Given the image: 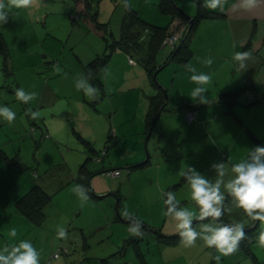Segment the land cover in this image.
I'll return each instance as SVG.
<instances>
[{
	"label": "crops",
	"instance_id": "0c3cea01",
	"mask_svg": "<svg viewBox=\"0 0 264 264\" xmlns=\"http://www.w3.org/2000/svg\"><path fill=\"white\" fill-rule=\"evenodd\" d=\"M126 1L129 4V0ZM89 4L91 7L90 2ZM108 4L112 5L114 11L120 6L118 0L105 2L100 0L95 8L97 18L101 13V7ZM123 10L119 11V15L123 14ZM215 10L222 11L224 15L203 19L197 25L190 38L192 56L188 63L184 66L177 64L178 67H175L171 81L169 79L157 81L166 91V108H172V110H162L149 132L147 139L152 143V151L148 155V163L143 167L155 169L154 173L147 175V181L149 185H153L150 188L152 187L151 189L155 191L160 210L151 211L155 214L150 216L141 215L137 208L127 209L124 200V207H122L124 211L120 209L122 216L129 210L131 212L127 213V216L135 215L133 217L142 220L152 230L159 229L160 233L168 236L176 235L179 231L176 228L178 221L164 215L166 212L164 192L179 180L182 176L181 172H188L190 176L192 171H195L209 183L214 184L220 178L217 166L223 164L225 175L222 179L224 183H227L233 176L231 167L234 164L241 160L251 163L250 153L256 147H264V100L251 102L247 92H242L238 102L233 106V113H226L224 105L217 101L220 92L245 85L251 88L250 92L254 97L264 93V0H256L252 6H243L242 0H224L223 10L219 8ZM174 21L177 22V19ZM117 51L121 50L117 49ZM246 51L251 53V58L245 61L244 68H240L239 63L233 59L234 54ZM97 54L99 52H95L94 56ZM209 58L212 60L211 65L206 63ZM188 65L196 69L195 73L189 71ZM201 73L212 77L209 84L203 85L206 92L201 93L208 103H200V96L196 98L191 96L192 91L202 85L191 81L190 77ZM145 76L148 78L146 74ZM152 89L155 92L153 87ZM147 103L148 98L140 114L143 116L144 125ZM186 110H194L197 121H187L184 117ZM87 126H94V124L89 120L82 123L81 127L86 131L87 140L93 145V141L102 140L105 131H102L100 126L98 130H87L85 128ZM120 127L117 124L111 133L115 136V144L122 141L121 137L125 134V129ZM135 133L139 138L131 140L130 154L122 161L127 166L145 161V159L141 161L143 152L140 147L142 136L146 134L145 126L143 131L135 130ZM3 144L4 142L0 143V150L6 155ZM261 159L264 160V157ZM94 164L90 166L91 169L97 168ZM100 167L102 170L106 169L103 165ZM189 168L192 171H189ZM132 170L134 169H129L126 181L133 178ZM76 174L77 169L71 172L70 178L65 183L71 179L74 181ZM96 174L98 173L92 175L90 181L93 192L102 196L101 194L107 190L104 188L103 178ZM24 176L27 178L22 180ZM24 176L22 175L17 181L13 179L12 182L11 176H8L0 186V253L4 255L8 254L3 251L5 247L11 251L12 246L24 240L30 242L39 253V264H217L214 257L220 253L215 248L206 247L200 238L193 247H185L181 237L175 242L160 241L156 233L151 230L136 240L133 238L129 243L125 242L128 237L132 238L126 223L131 222V219L126 218V222L111 220L112 218L104 210L105 207L99 204L97 199L85 195L75 181L76 187L72 193L81 198L80 206L85 207L88 210L85 214L91 217L88 221H78L83 209L79 206L78 210L73 211L72 216L68 217V222L62 219L61 223L58 218L54 227L50 228L52 233L47 234L44 231L46 225L45 227L44 225L35 226L15 207V200L26 193L33 184L38 183L32 178L34 174L25 173ZM224 183L221 184L220 189L225 195L222 206L225 210L231 209V211H224V214L229 222L234 223L229 226L242 224V229L252 226L254 220L252 221L242 209L235 208L232 198L224 188ZM42 188L44 189L43 186ZM171 192L180 203L177 210L182 207H191V211L196 216L199 215V207L191 199L187 179ZM113 193L106 192L105 195ZM233 211L236 213L235 219L231 216ZM97 214L99 217L96 218ZM157 216L160 217L158 221ZM205 224L213 227L224 226L208 217L191 227L197 232H202V225ZM52 225L47 223L49 227ZM71 226L79 230L80 235L76 234L77 237L69 235L65 239L57 237L59 228L69 231ZM11 229H16V236L9 235ZM38 232L43 233L44 239H38ZM148 234H152L153 237ZM207 234L204 233V235ZM112 236L114 239H111ZM49 239L50 243H48ZM39 240L47 244L46 252L42 246L38 248ZM57 250L58 256L54 257L53 253ZM250 251L246 252L238 246L235 253L221 256L220 264H264L262 263L264 260H261L252 248Z\"/></svg>",
	"mask_w": 264,
	"mask_h": 264
},
{
	"label": "rangeland",
	"instance_id": "374dc122",
	"mask_svg": "<svg viewBox=\"0 0 264 264\" xmlns=\"http://www.w3.org/2000/svg\"><path fill=\"white\" fill-rule=\"evenodd\" d=\"M88 1L91 3L90 9L95 10L100 0ZM118 1L120 6L115 11L112 5L102 6L97 18L100 22L108 23L105 38L84 20L75 0H33L32 6L28 8H7V23H0V35L9 57L5 64L0 54V108L8 107L16 114L11 123L0 117V143L4 142L6 149V156L0 155V186L8 176H11L12 182L25 173L34 174L32 178L51 194V200L44 208L45 220L42 224L44 227L46 225L44 231L47 234L52 233L50 228L54 227L58 218L61 223L63 220L68 222V217L81 205V198L72 193L76 187L74 181H65L87 156V149L80 140L81 137L88 139L85 129L81 127L87 120L94 124L85 127L87 130L100 126L105 131L102 140L93 141L97 154H93L92 158L99 160H93L91 165L96 163L94 166L99 168L103 165L106 169L118 166L120 172L113 176L96 174L103 178L106 192H113L118 188L123 194L127 209L137 208L141 215L150 216L155 214L151 211L160 210L155 191L150 188L153 185H149L147 181V175L154 173L155 169L143 166L134 168L131 172L133 178L125 180L129 169L122 161L130 154L131 140L139 138L135 130L144 129L141 109L146 106L148 95L154 91L144 74L143 66L137 60V54H131L134 60L130 62L124 52L111 48L110 32L117 36L122 15H119V11L123 10L124 3L127 2ZM157 1L129 0V4L139 14L147 16L148 19L142 18L148 23L164 27L170 23L171 15L160 12ZM172 1L185 15L195 14L193 0ZM5 3L7 4V0ZM193 32L194 30L190 36ZM167 48L161 49L158 54L159 62ZM95 52L108 57L107 64L100 73L102 89L97 83L93 85L88 80L85 68ZM175 67H178L175 62L161 67L155 75L156 80L171 81ZM81 84L83 87H78ZM87 87L98 89L96 99L85 95ZM21 88L25 95L35 93V97L27 103L18 100L15 91ZM28 109H31V113H38V117L32 119ZM117 124L125 129V134L121 137L123 140L115 144V136L111 133ZM147 135L142 136L141 161L152 151V143L146 139ZM26 178L24 176L21 179ZM91 188L93 189L92 183ZM97 201L107 209L110 217L113 216L115 197L112 194ZM82 208L78 221H88L91 216L85 214L88 211L85 207ZM182 208L191 211V207ZM121 210L124 211L123 208ZM97 215L96 218L99 217ZM231 216L236 218L235 211ZM159 218L157 216L156 220ZM162 221L163 219L161 224ZM47 223L53 225L49 227ZM262 231L264 223L259 221L257 227L245 235H254L258 239ZM68 232L71 233L67 238L69 235H80V231L73 227ZM148 235L153 237L152 234ZM42 237L43 233L38 232V239H44ZM257 239L251 248L264 260V247L259 246ZM42 242L37 241V246H42L46 252L47 244Z\"/></svg>",
	"mask_w": 264,
	"mask_h": 264
},
{
	"label": "trees",
	"instance_id": "16d2710c",
	"mask_svg": "<svg viewBox=\"0 0 264 264\" xmlns=\"http://www.w3.org/2000/svg\"><path fill=\"white\" fill-rule=\"evenodd\" d=\"M75 2L77 8L80 9L79 11L83 14L84 20L87 21L88 24L95 29V31L101 32L102 36L105 38L104 35L107 33L108 23L98 21L96 10L90 9L88 0H75ZM193 2L195 4V14L192 16H187L179 8L178 5L173 3L172 0H158L157 5L159 11L171 15L170 23L165 25L164 27L148 23L144 18H142L137 9L133 8L125 2L126 4L124 6L123 14L120 20L118 36L115 37L113 36V33L110 32V35H112L111 48L113 50H121L128 56V59L131 58L132 60L134 59L131 54L136 53L137 60L143 66L145 74L148 76L151 86L155 89V92L153 94L148 95L147 111L145 114L144 125L146 134H148L149 130L153 128V125L162 110H172V108H166V91L161 87V85L154 77L155 71L171 62H175L182 66L186 65L192 56V50L190 47V38L192 36H190V33L192 32V30H194L203 19L215 18L224 15L222 11L204 8L202 6L204 4V0H193ZM175 19H177V23H175ZM172 33L178 34L173 43H165L164 45H162L164 39ZM166 47L168 48L167 50L163 51L162 60L159 62L158 54L160 53L161 49H166ZM0 54L3 56L5 64L8 63L9 57L6 49L4 48V42L1 38V35ZM100 55L101 54L95 55L92 60L85 65V68L88 80H90L93 85L94 83H97L99 88L102 89L103 84L100 78V73L102 68L107 64L108 57L105 54L101 55V57ZM250 89V87L245 85L225 90L218 94L217 101L224 105L226 113H233V106L238 102V97L242 92H247L251 102L264 100V93H262L259 97H254V95L251 94ZM187 112L192 113V119L188 120L186 118ZM184 117L187 121H197L194 110H186L184 112ZM80 140L87 149V156L84 162H82L78 166L74 181L78 185L79 189L88 197L92 199L102 198L106 195L99 196L95 194L93 192V189L91 188L90 180L92 175L95 173H104L105 175H109L106 173L108 171L114 170H117L118 174H120V172L117 168L102 170V167H97L96 169H91L90 163L93 160H99L98 158H92V156H94L93 154H97V151L89 140L82 137ZM0 155L6 156L2 150H0ZM5 158L8 161L7 157ZM148 161L149 159L147 156L145 161L135 165L127 166V168H139L148 163ZM184 174V176H181L177 182L171 185L168 190L164 192L165 201L168 199L167 193L172 189L179 187L182 182L187 179V176H189L188 172H185ZM113 192L114 193L112 195L115 197V203L117 199V211L114 204V213L113 216L110 217L112 218L111 220L126 222L125 219L130 218L131 222H126L128 223L129 229L135 227L138 232L142 233L141 236H143L147 232H151L152 228L137 217H133L135 215H130V217L122 216L120 210L122 207H124L122 194L120 193L118 188L114 189ZM50 200L51 194L47 193L38 183H35L28 189L26 193L17 198L14 204L16 209L23 216L30 220L35 226H40L45 220L44 208ZM179 205L180 203L177 204V209L179 208ZM165 208L167 211L168 206L166 204ZM222 208L224 209V206H222ZM104 210H106L107 214H109L106 208ZM199 221L202 220L195 217L194 219H192L190 226H193ZM217 221L220 224L234 225V223H231V221L229 222L227 220L224 212L222 213L221 218ZM152 231H154V229ZM249 231L251 230L243 231L245 238L239 242V246L246 252H251V245L257 238L254 235L246 236L245 233ZM154 232L156 233V236L160 241L162 240L166 242H175L180 238L179 233L173 236H168L160 233L159 229H156ZM141 236L132 235V238L128 237L125 242L129 243L133 238H135L134 240H136ZM212 249H214V247ZM58 252L59 251L57 250L55 253H53L54 257L58 256Z\"/></svg>",
	"mask_w": 264,
	"mask_h": 264
},
{
	"label": "clouds",
	"instance_id": "9594fccd",
	"mask_svg": "<svg viewBox=\"0 0 264 264\" xmlns=\"http://www.w3.org/2000/svg\"><path fill=\"white\" fill-rule=\"evenodd\" d=\"M256 0H242L243 6H252ZM33 0H0V23H7L8 12L7 8H28L32 6ZM224 0H204L202 5L206 9H220L223 10ZM251 58L250 52H236L233 59L237 61L240 68L245 67V61ZM206 63L212 64L211 58ZM190 72L195 73L196 69L187 66ZM191 81L196 84L202 85L195 88L191 96L196 98L200 96V103H208V101L201 95L206 92V88L203 85H207L211 82L212 77L208 74H193L190 77ZM83 87V84L78 85ZM95 93V96L93 95ZM16 98L24 103L35 97V93L25 95L23 89H16ZM85 95L90 99H96L98 97V89L87 87ZM28 113H31V109H28ZM27 114V113H26ZM38 113H31V118L36 119ZM16 114L8 107L0 108V117H3L6 121L11 123L15 119ZM251 155V163L241 160L239 163L234 164L231 167L232 178L227 183L223 182V176L225 175V166L223 164L217 166L219 177L214 184L209 183L208 180L192 171L190 176H187V183L191 190V199L199 207V215L187 208H180L177 210V204L173 192H168V199L164 201V204L168 206L165 216H171L174 220L178 221L176 228L179 231L182 243L185 247H193L198 238L204 241V245L208 248H215L220 255L214 257L217 264H220L221 256H228L235 253L238 249L239 242L245 238L242 231L243 225L237 224L234 227L228 226H216L213 227L209 224L202 225V232H197L190 225L191 221L196 216L197 219L204 220L211 217L213 221L221 218L224 211H231V209H223L222 205L225 200V195L220 191L221 184L224 183V188L228 195L232 198L235 208L242 209L243 212L252 220H258L264 223V147H256ZM181 175L185 174L181 172ZM175 200V203H174ZM127 216V213H123ZM129 232L134 236H141L142 233L137 229L131 228ZM204 233H208L204 235ZM16 229H11L9 235L16 236ZM58 238H67V231L64 228L58 229ZM257 243L260 247H264V231L260 232ZM7 252V255L0 253V264H39V253L28 241H20L18 245L12 246L11 251L8 247L3 249Z\"/></svg>",
	"mask_w": 264,
	"mask_h": 264
},
{
	"label": "built area",
	"instance_id": "2783aa9c",
	"mask_svg": "<svg viewBox=\"0 0 264 264\" xmlns=\"http://www.w3.org/2000/svg\"><path fill=\"white\" fill-rule=\"evenodd\" d=\"M178 34L176 33H172L171 35H169L168 37H166L162 43V45H164L165 43H173V41L177 38ZM129 61L130 62H133V60L131 58H129ZM186 118L188 120L192 119L193 118V115L191 112H187L186 113ZM106 174H109V175H117L118 174V171L117 170H114V171H108ZM168 194V193H167ZM56 255V254H55Z\"/></svg>",
	"mask_w": 264,
	"mask_h": 264
},
{
	"label": "water",
	"instance_id": "95a60500",
	"mask_svg": "<svg viewBox=\"0 0 264 264\" xmlns=\"http://www.w3.org/2000/svg\"><path fill=\"white\" fill-rule=\"evenodd\" d=\"M159 70V69H158ZM158 70H156L155 71V73H154V77H155V75L157 74V71ZM151 130H149V132H150ZM149 132H148V134H149ZM148 138V135H147V137H146V139ZM145 144H146V141H145ZM147 158V157H146ZM116 203H117V199H116ZM115 203V208H116V211H117V204ZM258 220H255L254 222H253V224H252V226H250V227H247V228H245V229H242V231H248V230H254L256 227H257V225H258ZM224 226H228V227H231V226H229V225H226V224H223Z\"/></svg>",
	"mask_w": 264,
	"mask_h": 264
}]
</instances>
